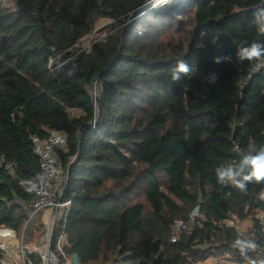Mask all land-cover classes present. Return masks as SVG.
<instances>
[{"label":"trees","instance_id":"obj_1","mask_svg":"<svg viewBox=\"0 0 264 264\" xmlns=\"http://www.w3.org/2000/svg\"><path fill=\"white\" fill-rule=\"evenodd\" d=\"M146 1L0 0V154L16 163V177L0 172V225L23 230L15 198L32 199L40 166L31 135L62 130L66 251L81 264H194L225 252L247 264L224 220L252 218L246 236L264 250V185L242 193L214 170L238 158L235 147L264 145V70L213 57L257 39L252 11L264 0H195L181 18L148 9L127 23ZM102 17L113 31L78 47ZM180 58L198 71L174 83ZM197 204L199 222L172 241L174 221Z\"/></svg>","mask_w":264,"mask_h":264},{"label":"built area","instance_id":"obj_2","mask_svg":"<svg viewBox=\"0 0 264 264\" xmlns=\"http://www.w3.org/2000/svg\"><path fill=\"white\" fill-rule=\"evenodd\" d=\"M159 0H149L144 3L147 9L157 11L167 10L174 16L181 18L194 5L195 0H169V3L156 7ZM169 9V10H168ZM99 82L94 81L89 91L96 99V91ZM94 89V90H92ZM32 149L39 159V171L36 175V184L33 197L30 201L15 198V202L26 212V220L19 234L13 228L4 224L0 225V263L22 264L36 263L31 256L36 252L40 264H81L77 253H68V235L66 232V220L69 214L72 199L64 198L67 174L63 170L59 150L67 148V134L62 130H51L45 137L31 135ZM7 172L16 177V163L9 161L4 154H0V172ZM201 217V206L197 204L186 219H176L172 226L171 240L176 241L184 231L192 230ZM262 223L260 214L256 216ZM227 226L234 227L240 234H254L255 223L245 231L243 222L237 215H231L224 220ZM41 227L37 235V246L32 251L25 240L34 239L36 229ZM57 231V234H56ZM26 245V246H25ZM27 255V257H26ZM23 258V259H22ZM194 264H246L236 259L231 253H212L205 259L194 262Z\"/></svg>","mask_w":264,"mask_h":264},{"label":"clouds","instance_id":"obj_3","mask_svg":"<svg viewBox=\"0 0 264 264\" xmlns=\"http://www.w3.org/2000/svg\"><path fill=\"white\" fill-rule=\"evenodd\" d=\"M169 3V0H159L156 7L163 6ZM252 24L255 26L257 39L252 42L242 43L237 47L235 56L220 55L213 57V62L216 64L228 63H244L249 62L253 65V73L264 70V3L256 7L252 11ZM220 34L215 35L211 42L218 47ZM197 66L189 64L183 58L177 59L175 64L169 69L172 82H179L185 78H192L197 74ZM209 83L216 82V75L212 74L207 77ZM237 153L236 159L230 162L222 163L215 168V176L218 183L222 185H232L239 189L242 193H247L250 184L264 185V145L257 147L252 142L249 143L247 149L235 147ZM34 188L35 185L33 184ZM31 190V189H29ZM259 201H264V187H261L257 195ZM232 247L237 249L239 253L245 257L247 264H264V259H255L249 256V253L264 251L260 249V245L255 237H248L244 234H238L232 242Z\"/></svg>","mask_w":264,"mask_h":264},{"label":"rangeland","instance_id":"obj_4","mask_svg":"<svg viewBox=\"0 0 264 264\" xmlns=\"http://www.w3.org/2000/svg\"><path fill=\"white\" fill-rule=\"evenodd\" d=\"M145 3V2H144ZM144 3L142 4V7L140 10H138L136 13L133 12L129 19L127 20V23H132V21H134L138 16H140L143 12L147 11L148 9L145 7ZM192 8V7H191ZM169 10V9H168ZM160 12H163V13H169V14H172L170 13L169 11L167 10H163V11H160ZM173 15V14H172ZM179 18V17H178ZM115 23L114 20L108 18V17H102L98 20L97 24H96V28L95 30L93 31V33H91L90 35L86 36L85 38H83L79 44L77 45L78 47L82 48V49H86V48H90L91 45L97 41V40H102L104 39L105 37H107L112 31H113V28H112V25ZM94 90V89H92ZM96 91L99 93V85L97 86V89ZM261 218H262V223L264 225V211L261 212ZM241 220V219H240ZM243 224V230H247L248 229V226H249V222L247 220H242ZM41 232V227H38L36 229V233H35V236H34V239H30V240H25V243L24 244H28L29 245V249H31L32 251L35 249V247L37 246V235ZM19 234H22V231L19 233ZM245 235H249L248 233H246ZM26 246V245H25ZM28 256H31L33 261L35 259H38V256H37V253L34 251L32 252V254H29L27 253ZM26 255V257H27ZM23 259V258H22ZM35 262V261H34ZM22 264H30V263H22ZM32 264H36V263H32ZM40 264V263H39Z\"/></svg>","mask_w":264,"mask_h":264},{"label":"crops","instance_id":"obj_5","mask_svg":"<svg viewBox=\"0 0 264 264\" xmlns=\"http://www.w3.org/2000/svg\"><path fill=\"white\" fill-rule=\"evenodd\" d=\"M260 215H261V213H260ZM245 220H247V221L249 222V226H250L251 223H252V220H253V219H252V218H246V219H244V221H245ZM249 226H248V227H249Z\"/></svg>","mask_w":264,"mask_h":264}]
</instances>
